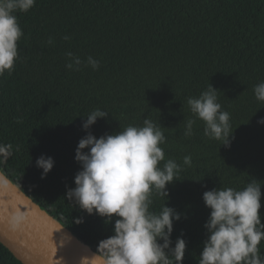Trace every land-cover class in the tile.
Returning <instances> with one entry per match:
<instances>
[{"label":"trees","instance_id":"obj_1","mask_svg":"<svg viewBox=\"0 0 264 264\" xmlns=\"http://www.w3.org/2000/svg\"><path fill=\"white\" fill-rule=\"evenodd\" d=\"M15 15L20 58L0 76V144L13 155L0 172L42 211L104 259L98 244L117 217L89 215L67 198L81 170L75 151L89 132L99 138L148 118L162 125L165 160L181 166L167 202L154 192L150 211L167 203L180 213L171 240L185 239L183 264H198L207 239L205 191L256 180L264 223V101L254 93L264 82V0H36ZM68 52L84 62L80 70L66 67ZM89 56L97 69L85 66ZM210 84L230 114V147L204 134L187 103ZM96 109L109 114L84 130ZM189 119L196 122L185 136ZM42 155L55 161L44 178ZM0 264L22 263L0 243Z\"/></svg>","mask_w":264,"mask_h":264},{"label":"clouds","instance_id":"obj_2","mask_svg":"<svg viewBox=\"0 0 264 264\" xmlns=\"http://www.w3.org/2000/svg\"><path fill=\"white\" fill-rule=\"evenodd\" d=\"M35 2L0 0V76L6 71L11 73L20 58L18 41L23 31L15 13L29 11ZM66 55L70 60L66 67L80 70L84 62L71 52ZM88 65L97 69L99 61L89 56L85 66ZM217 91L210 84L199 97L188 98L187 103L191 112L204 122V134L230 147L233 138L230 114L222 110ZM254 93L257 100L264 101V82L255 86ZM108 114L101 109L92 111L82 128L87 131L98 118ZM195 122L187 121L185 136L192 135ZM258 123L264 124V118ZM165 141L162 125L145 118L143 126L129 125L123 131L99 138L89 132L78 142L75 160L81 170L74 177L75 187L66 196L89 215H99L109 222L113 216L117 217L113 235L98 244L97 251L102 253L104 264H183L186 241L178 237L172 247L171 240L180 213L167 203L159 213L150 211L153 193L166 197L167 202V186L177 180L175 177L181 170L175 160H165L161 147ZM12 149L11 144H0V163L7 162L13 155ZM54 163L50 156L37 158L42 178ZM183 163L191 166V156H185ZM261 197V184L256 180L239 191L216 188L203 193L204 203L211 211L204 225L208 235L198 264H264V252L259 247L264 240ZM23 221L21 215L17 224Z\"/></svg>","mask_w":264,"mask_h":264},{"label":"water","instance_id":"obj_3","mask_svg":"<svg viewBox=\"0 0 264 264\" xmlns=\"http://www.w3.org/2000/svg\"><path fill=\"white\" fill-rule=\"evenodd\" d=\"M23 215L24 221L17 224ZM0 243L22 264H104L0 172Z\"/></svg>","mask_w":264,"mask_h":264}]
</instances>
